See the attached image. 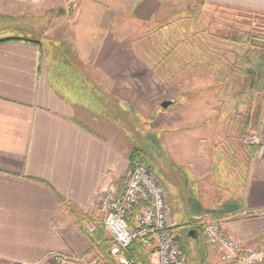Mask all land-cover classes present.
Segmentation results:
<instances>
[{"label": "crops", "instance_id": "crops-1", "mask_svg": "<svg viewBox=\"0 0 264 264\" xmlns=\"http://www.w3.org/2000/svg\"><path fill=\"white\" fill-rule=\"evenodd\" d=\"M72 4L71 15L66 11ZM179 13L198 31L200 14L209 13L263 26L264 0H0V264H45L49 253L90 260L103 248L111 258L92 201L108 184L120 185L130 164L123 138L101 129L98 110L80 109L55 88L44 42L55 46L52 64L60 58L65 67L87 66L114 82L123 75L120 67L134 59L129 51L138 31L152 32V25ZM61 23L68 25L62 34L55 31ZM199 44L192 43L195 59ZM259 117L264 146V110ZM167 136L162 143L172 153L176 174L165 179L172 209L184 203L191 213L203 211L206 222L222 220L226 232L246 247L264 243V215L240 216L264 211V155L258 157L254 149L249 175L229 187L212 179L214 140L181 137L173 145ZM170 221L178 227L177 220ZM85 224L94 226L93 238ZM194 230L206 247L205 253L197 248L201 262L222 264ZM143 257L157 260L154 252L144 251Z\"/></svg>", "mask_w": 264, "mask_h": 264}, {"label": "rangeland", "instance_id": "rangeland-1", "mask_svg": "<svg viewBox=\"0 0 264 264\" xmlns=\"http://www.w3.org/2000/svg\"><path fill=\"white\" fill-rule=\"evenodd\" d=\"M73 5L66 11L71 15ZM182 17L181 13L167 17L152 25V32L148 28L138 31L135 49L129 51L134 59L120 67L123 75L114 82L95 75L90 67L73 64L70 58L67 63L72 66L61 65L57 57L52 64L54 44L46 40L43 47L49 57L47 73L55 88L77 102L80 109L98 110L95 114L102 122L101 129L117 132L129 156L136 151L149 164L167 195L169 219L177 220L178 242L188 264H203L197 248L205 253L206 247L192 227L199 220L206 222L204 213H191L184 203L172 209L165 179L176 174L172 153L162 143V136L168 135L173 145L175 138L181 137L214 140L217 145L210 153L212 179L229 187L243 182L257 148L259 116L264 110V24L209 13L200 14L203 29L198 31ZM48 20H44V30H48ZM67 26L61 23L55 31L62 34ZM55 35L51 37L55 39ZM28 37L34 39L35 35ZM192 43H200L199 51H194L196 59ZM162 102L171 104L162 108ZM234 197L235 204L239 203L240 197ZM99 237L110 245L106 234L100 232ZM103 249L102 255L90 260L117 264Z\"/></svg>", "mask_w": 264, "mask_h": 264}, {"label": "built area", "instance_id": "built-area-1", "mask_svg": "<svg viewBox=\"0 0 264 264\" xmlns=\"http://www.w3.org/2000/svg\"><path fill=\"white\" fill-rule=\"evenodd\" d=\"M256 155H264V146L256 139ZM92 205L102 218L104 233L110 239L109 255L117 264H188L179 245V229L169 219V204L165 191L149 164L139 158L130 162L120 185L108 184L95 193ZM264 211H243L242 217H261ZM206 244L218 255L222 264H264V243L246 247L232 238L222 220L197 224ZM93 238L95 228L85 224ZM155 253L156 261L137 262L132 246ZM98 243H95V247ZM45 264H95L86 256L71 257L49 253ZM39 264V263H32Z\"/></svg>", "mask_w": 264, "mask_h": 264}, {"label": "trees", "instance_id": "trees-1", "mask_svg": "<svg viewBox=\"0 0 264 264\" xmlns=\"http://www.w3.org/2000/svg\"><path fill=\"white\" fill-rule=\"evenodd\" d=\"M135 158H139L141 159L142 161H144L142 158H141V155L139 153H137L136 151H133L131 153V155L129 156V160L130 162L133 161ZM132 251H133V257L135 258V260L137 262H145L144 260V257H143V249L140 248L138 245L134 244L132 246Z\"/></svg>", "mask_w": 264, "mask_h": 264}, {"label": "water", "instance_id": "water-1", "mask_svg": "<svg viewBox=\"0 0 264 264\" xmlns=\"http://www.w3.org/2000/svg\"><path fill=\"white\" fill-rule=\"evenodd\" d=\"M170 104H171V102H162V103H161V107H162V108H167ZM191 235H192V234H191Z\"/></svg>", "mask_w": 264, "mask_h": 264}]
</instances>
